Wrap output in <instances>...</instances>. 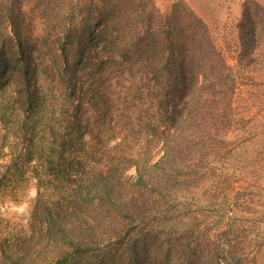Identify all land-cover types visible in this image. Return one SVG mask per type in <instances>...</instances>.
Wrapping results in <instances>:
<instances>
[{
    "label": "trees",
    "instance_id": "obj_1",
    "mask_svg": "<svg viewBox=\"0 0 264 264\" xmlns=\"http://www.w3.org/2000/svg\"><path fill=\"white\" fill-rule=\"evenodd\" d=\"M64 1L47 0L43 10L48 28L58 17L54 33L29 36L26 44L16 28L19 12L11 7L0 16V91L12 87L31 111L38 99L35 77L53 66L68 92L73 121L66 120L62 134L53 133L44 160L53 180L68 182L67 195L51 203L38 193L31 234L25 248L9 250L8 264H261L259 254L250 257L249 245L236 236L237 226L201 220H227L239 202H256L259 186L252 182L242 181L254 190L240 196L232 195L233 182L220 189L225 173L217 163L234 155L244 138L253 139L251 128L264 123V83L255 81L264 72V5L244 1L237 24L240 48L230 66L206 24L181 0L164 12L153 0H88L52 15L48 3L66 6ZM7 24L16 47L1 34ZM110 68L136 80L129 91H135L131 99L140 117L155 101L154 119L138 122L139 143L146 147L124 162L135 169L133 178L119 165L94 173L80 158L85 151L80 112L89 104L104 118L100 109H107V99L97 107L96 95L106 96L99 79ZM240 91L253 96L261 110L245 109L250 104L238 98ZM153 141L160 152L155 161L148 147ZM254 163L237 169L255 172Z\"/></svg>",
    "mask_w": 264,
    "mask_h": 264
},
{
    "label": "rangeland",
    "instance_id": "obj_2",
    "mask_svg": "<svg viewBox=\"0 0 264 264\" xmlns=\"http://www.w3.org/2000/svg\"><path fill=\"white\" fill-rule=\"evenodd\" d=\"M47 0H0V16L7 9H12L18 20V31L24 38V43L29 42L30 37L51 36L56 30L58 22L53 16V24L48 28L43 17ZM157 8L164 12L178 0H153ZM186 3L189 9L200 18L208 27L213 41L225 58L227 64L235 66L240 48L237 24L241 18L243 3L246 0H181ZM264 5V0H258ZM66 6L48 3L52 10V15L59 12L71 10L76 4L88 3V0H65ZM55 5V6H54ZM61 7H60V6ZM57 9H56V8ZM50 11V10H49ZM8 12V11H7ZM3 24L0 23L2 27ZM8 25V24H7ZM48 33V34H47ZM1 34L9 36L12 45L16 47V38L11 33V28L7 26V33ZM30 36V37H29ZM54 36V35H53ZM0 40H3L0 37ZM8 45H9V41ZM58 47V46H56ZM44 59V58H43ZM47 57H45V61ZM49 69V68H48ZM35 77V87L37 88V103L34 109L29 111L21 106L17 101L13 88H5L0 91V248L4 249V254L0 249V262L8 264L7 253L9 250L25 248V238L30 232L32 213L38 198V193L48 202H55L62 196L67 195L68 182H58L51 178L44 163L48 157V146L54 141L53 133L60 130L62 134L63 126L68 122H73L69 116L71 113L70 104L66 101L65 95L68 93L57 81L53 66ZM83 76V72H78L77 77ZM99 79V84L107 93L106 96L96 95L101 107V102L107 99V109H100L104 112V118H97L98 111L92 110L90 105L80 112L85 123L83 150L80 158L86 160L93 172L106 171L110 166L119 165L124 171L125 161L128 158H137V154L143 147L139 143L141 117L153 120L156 114L155 101H149L145 115L140 117V108L132 102L131 94L136 85V80L128 79L123 74H118L116 70L110 71ZM130 80V82H129ZM258 83H264V72L256 75ZM255 87H246V90H253ZM240 90H242L240 88ZM238 98H248L249 107L253 113L261 110L260 105L253 96L245 97L241 91ZM71 96V95H69ZM134 97V96H133ZM86 104V103H85ZM241 104V103H240ZM94 108V107H93ZM106 108V107H105ZM69 109V112L67 111ZM67 111V112H66ZM146 119L144 122H146ZM67 120V121H66ZM251 131L256 134L253 139L232 138L230 141L236 144V152L227 159L219 160L218 168L223 166L225 173L221 177V188L223 189L232 183L235 189L232 195L243 191H253L251 186H246L242 181L254 183L259 186L256 190V202L249 204L238 203L236 210L232 214L224 217V220H201L202 222H220L224 226H237V237L245 240L249 245L250 257L259 254V262L264 264V123L256 124ZM57 138L58 136L55 135ZM53 139V140H52ZM56 144V143H55ZM148 144V143H147ZM153 155V161L160 156L158 145L155 141L148 144ZM240 152V153H238ZM240 156L237 158V156ZM56 155H54L55 158ZM252 157V158H251ZM250 160L257 164L254 169L247 168L244 172L237 169L239 164L247 165ZM240 162V163H239ZM127 177L135 176V169L125 168ZM60 176L63 171H58ZM256 174V175H255ZM244 188V190H239ZM251 189V190H250ZM237 196V195H236ZM209 209L212 212L218 210ZM230 219V220H229ZM190 222V220H186Z\"/></svg>",
    "mask_w": 264,
    "mask_h": 264
}]
</instances>
